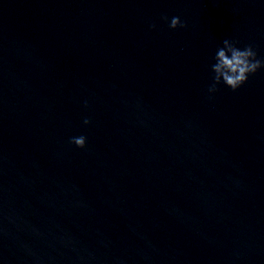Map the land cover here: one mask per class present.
Wrapping results in <instances>:
<instances>
[{"label": "water", "instance_id": "water-1", "mask_svg": "<svg viewBox=\"0 0 264 264\" xmlns=\"http://www.w3.org/2000/svg\"><path fill=\"white\" fill-rule=\"evenodd\" d=\"M226 38L264 58V0H0V264H264V69L210 94Z\"/></svg>", "mask_w": 264, "mask_h": 264}, {"label": "clouds", "instance_id": "clouds-1", "mask_svg": "<svg viewBox=\"0 0 264 264\" xmlns=\"http://www.w3.org/2000/svg\"><path fill=\"white\" fill-rule=\"evenodd\" d=\"M164 19L168 21L167 17ZM168 23L171 29L186 27L178 16H173ZM237 44V41L226 38L222 46L216 50L215 63L211 65L213 82L208 88L210 94L218 91L217 86L221 83L232 91H236L248 82L250 76L264 69V58L258 57L253 45L248 44L241 48ZM83 123L88 125L91 121L85 118ZM70 142L78 148L86 147V137L82 135L73 137Z\"/></svg>", "mask_w": 264, "mask_h": 264}]
</instances>
